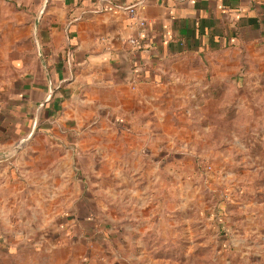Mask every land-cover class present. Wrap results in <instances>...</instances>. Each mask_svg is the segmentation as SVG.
Listing matches in <instances>:
<instances>
[{
	"label": "rangeland",
	"instance_id": "rangeland-1",
	"mask_svg": "<svg viewBox=\"0 0 264 264\" xmlns=\"http://www.w3.org/2000/svg\"><path fill=\"white\" fill-rule=\"evenodd\" d=\"M33 20L0 0V92ZM230 47L68 120L33 106L0 149V264H264V49Z\"/></svg>",
	"mask_w": 264,
	"mask_h": 264
},
{
	"label": "crops",
	"instance_id": "crops-1",
	"mask_svg": "<svg viewBox=\"0 0 264 264\" xmlns=\"http://www.w3.org/2000/svg\"><path fill=\"white\" fill-rule=\"evenodd\" d=\"M13 1L34 19L31 51L17 59L32 66L0 92V149L25 134L42 100L50 116L68 120L67 106L76 97L140 92L190 51L264 49V0ZM131 6L145 27L128 14ZM134 38L138 47L130 44Z\"/></svg>",
	"mask_w": 264,
	"mask_h": 264
},
{
	"label": "built area",
	"instance_id": "built-area-1",
	"mask_svg": "<svg viewBox=\"0 0 264 264\" xmlns=\"http://www.w3.org/2000/svg\"><path fill=\"white\" fill-rule=\"evenodd\" d=\"M128 14L131 16L132 19L136 21V24L140 27L143 28L146 25V22L143 19H140L137 13V7L136 6H131L126 8ZM130 44L132 46L138 47L140 45L139 38H134L130 40Z\"/></svg>",
	"mask_w": 264,
	"mask_h": 264
}]
</instances>
